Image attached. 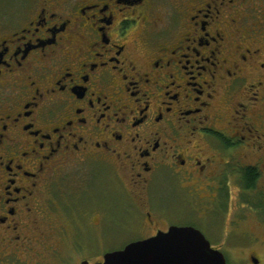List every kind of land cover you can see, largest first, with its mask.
<instances>
[{
	"label": "flooded vegetation",
	"instance_id": "1",
	"mask_svg": "<svg viewBox=\"0 0 264 264\" xmlns=\"http://www.w3.org/2000/svg\"><path fill=\"white\" fill-rule=\"evenodd\" d=\"M236 200L264 232V0H0V264H104L64 253L85 211L100 250L209 240Z\"/></svg>",
	"mask_w": 264,
	"mask_h": 264
},
{
	"label": "water",
	"instance_id": "2",
	"mask_svg": "<svg viewBox=\"0 0 264 264\" xmlns=\"http://www.w3.org/2000/svg\"><path fill=\"white\" fill-rule=\"evenodd\" d=\"M104 264H227V260L200 231L173 227L167 234L106 254Z\"/></svg>",
	"mask_w": 264,
	"mask_h": 264
},
{
	"label": "rangeland",
	"instance_id": "3",
	"mask_svg": "<svg viewBox=\"0 0 264 264\" xmlns=\"http://www.w3.org/2000/svg\"><path fill=\"white\" fill-rule=\"evenodd\" d=\"M111 188V185H108ZM238 193V191H236ZM242 206L239 204V201H234L232 206V212L223 220V234L219 237H208L211 244L215 247H221L220 251L224 253L228 264H255L253 256H257L261 258L262 263L264 264V232L258 228V222L256 215L250 212L247 208L241 210ZM241 210L243 212H247V219L243 224V228L245 230L250 231L255 239H259L258 242H253L251 239H238L233 234L229 235L227 232H230L232 227L231 221L235 220L236 213L235 210ZM56 214V213H55ZM77 218V223L79 225H75L72 231V238L68 240V246L70 241L73 239V242L76 241V246L78 250H70V246L68 250H64V253H69L75 255L76 253L82 254L81 257L84 259H95L103 254H107L108 252L117 251V250H100L99 246H101V238L99 237V231L96 228H92L88 222L87 212H82L79 214ZM63 247V245H62ZM98 247V248H97ZM119 251V250H118ZM73 257V256H71ZM75 259V257H73ZM8 264H18L15 261H9Z\"/></svg>",
	"mask_w": 264,
	"mask_h": 264
},
{
	"label": "trees",
	"instance_id": "4",
	"mask_svg": "<svg viewBox=\"0 0 264 264\" xmlns=\"http://www.w3.org/2000/svg\"><path fill=\"white\" fill-rule=\"evenodd\" d=\"M245 177L248 179V184L253 187L257 177L256 171L252 169L248 170Z\"/></svg>",
	"mask_w": 264,
	"mask_h": 264
}]
</instances>
